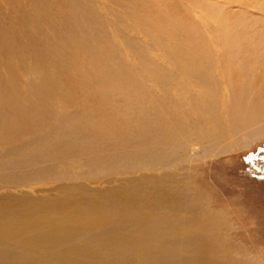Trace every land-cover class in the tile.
<instances>
[{"label":"rangeland","instance_id":"rangeland-1","mask_svg":"<svg viewBox=\"0 0 264 264\" xmlns=\"http://www.w3.org/2000/svg\"><path fill=\"white\" fill-rule=\"evenodd\" d=\"M83 13L89 28L80 21ZM0 26L18 30L21 44L14 55L0 57V116L9 98L21 104L25 117L44 103L19 81L6 96L5 72L16 57L35 55L37 64L53 66L65 60L67 77L88 82L54 91L58 96H52L56 101L45 121L61 119L60 129L32 126L23 137L7 138L0 131V237L14 233L13 242L0 247V264H18L3 258L9 252L18 258L25 221L36 230L40 224L34 223L44 219L81 227L66 243L103 241L106 258L135 255V264L175 263L170 259L180 256V243L167 253L162 228L167 236L171 230L194 232L198 251L183 250L184 263L175 264H264V112L254 113L250 96L235 106L224 81L231 51L264 48V0H0ZM86 39L91 51L82 44ZM102 46L111 54L98 59L92 51ZM19 73L12 79L34 82L42 76ZM176 78L183 80L177 85ZM109 81L113 94L104 88ZM206 89L220 102L212 116L202 112L196 122L187 111L196 113ZM256 91L246 90L253 96ZM97 94L101 111L90 114L92 138H75L71 124L88 115L83 105ZM159 107L178 129L172 138L162 137L156 125ZM246 110L253 121L237 126ZM7 118L15 120L13 111ZM5 122L0 117V127ZM113 127L121 134L105 140L101 131ZM117 229L125 231L116 249ZM132 241L133 254L127 251ZM32 251L30 258L35 252L48 256Z\"/></svg>","mask_w":264,"mask_h":264},{"label":"bare ground","instance_id":"bare-ground-1","mask_svg":"<svg viewBox=\"0 0 264 264\" xmlns=\"http://www.w3.org/2000/svg\"><path fill=\"white\" fill-rule=\"evenodd\" d=\"M87 17L88 16L85 13H83L80 16V21L82 22V24L85 28H89V26H90V21L87 19ZM36 20H37V18H36V15L34 14L32 17V28L37 29L36 24H38V22L34 23V22H36ZM10 30H9V32H8V30L6 32V30L4 31L2 28H0V57L3 59L8 57V56L14 55L15 49H17L18 47L21 46V44H19L17 42V39L20 37V35L18 34V30H16V31H15V29H14V31L13 30L10 31ZM38 30L39 29H37V31ZM74 36L76 37L75 34H74ZM250 41H248L249 42L248 44H250ZM82 44L86 45L87 50H89V51L92 50V44H91L90 40L86 39L83 41ZM33 46H35V45H33ZM247 50L245 49V47L243 49V47L240 46L238 50L231 51L228 54V56H230V57H228V58H230V60L227 59L229 64L226 67V71L230 77L224 81H226V83H227V86H228L229 91L231 93L230 94L231 97H235V106L237 105V103L239 101L241 104V102L244 101L245 99L249 100L250 99L249 96L251 97V100L254 97L252 100V103L254 106V113H256L257 111L262 113V112H264V48L262 49V51L259 49L258 50L253 49L252 51H247ZM62 52L63 51H61V50L58 51V55L60 56V54ZM92 52L95 56L98 57V59H103L107 55L111 54L110 48H108L106 46L95 48ZM20 54H18V55L20 56ZM53 54L57 55V53L55 51H53ZM23 55H21V56H23ZM26 55L23 59H21L22 57L21 58L16 57V59L14 61L9 62L8 69L5 72V74L9 78V83L7 85L9 89H7L5 91V94H6V96L11 97L13 91H16L15 85L18 84V81H19V84L28 88L26 94H30L32 92L37 93L41 97V99L44 101V103L43 104L39 103V105L33 109L31 115L29 117H25L24 110H23L21 104L20 103H12L11 99L9 98L6 101V103L4 104V106L2 107V114L0 116V117L5 116V118H6L5 124L2 127H0V131H4V133H6V138L9 135H14L16 137H23L26 133H29V131H31L32 126H34L36 128L38 125H48V126L53 127L55 129H60V126L62 124L61 119L55 118V119H53V121H50V122H49V120L45 121L46 118H50V112H51V109L53 106V101H56L52 98V96H58L55 94L54 91L57 88H67V87L70 88L71 86H76L77 84H80L81 86H82V84H88L87 81H77L71 77H67V73H68V71L66 69L67 62L65 60H63L61 62L59 61V63L56 64L55 66L51 65L50 63L37 64L35 62V59H36L35 55H30V54H29L30 56L29 55L26 56ZM231 57H233V59ZM27 59L28 60L31 59L32 65L26 64ZM63 59H64V57H63ZM235 59L236 60L239 59V60L236 61ZM18 61L20 63H16ZM48 61H49V58H48ZM0 66H1V64H0ZM26 71H32L35 73H39V74H42V76L37 81H34V82H24V81H21L20 79H12V77L15 76L16 73L19 74V76H20L19 72L24 73ZM106 72H108V71L106 70ZM188 73H189V71H188ZM161 74L165 75V73H163V72ZM164 75L161 78L163 79L164 82H166ZM199 75H201V73H199ZM177 77H179L178 74H177ZM180 79L181 78H176V80H180ZM202 79L204 82L206 81L207 77L205 74L202 75ZM176 80H175V84L178 85L183 79L180 81H176ZM12 82L14 83L13 87L11 85ZM160 85L163 86L162 84H160ZM104 88L108 92V94L114 93L112 90V84L110 81L106 83ZM163 88H167V87L163 86ZM247 89H256L257 91L255 92V95L253 96L252 93L246 92ZM229 91H228V94H229ZM129 92H131V91H129ZM203 93L205 94V96L203 97V99L201 101L200 108L195 111L196 113L194 114V113H191L190 111H187L188 117L195 119L196 122H198L200 120L202 112H206L209 116H212V111L217 108V106L220 102L219 97H216L214 95L215 93L212 92L211 90H207V89L203 90ZM97 95L93 101L86 102L83 105L84 107H88V110H89L88 115H86L85 117L79 118L77 121H76L77 114H76L75 118L72 117V123H74L76 121V124H71L72 126H71L70 135H73L75 138H80V137H87L88 139L92 138V135H93L92 131L94 128V123L92 121L90 114L91 113H97V112L101 111V109H97V107H100L97 104L100 100V96H99V94H97ZM59 99H60V96H59ZM59 99H57V100H59ZM176 100H177V98H176ZM251 100H249V101H251ZM86 101H89L88 98L86 99ZM176 103H179V99H178V101H176ZM12 111H13L14 116H15L14 121H11L10 119L7 118L11 114ZM160 111H161V108L159 107L157 109L156 125L161 127L162 137L172 138L174 136V134L172 132H174V131L177 132L178 129H176L172 124L166 122L165 118L161 115ZM238 111H239V106H238ZM73 113H76V112L73 111ZM259 117H261V116H259ZM246 121H248V122L253 121L252 115L247 110L245 111V114L242 117H237V123L238 124H236V125L238 126L240 123H242V125L243 124L245 125L244 122H246ZM250 124H251V122H250ZM236 129H238V127ZM262 129L263 128L261 127V130ZM102 133H104L102 137L105 140H111L112 136H113V139L117 138L118 137L117 135L121 134V130L118 127H113V129L110 130V133H109V131L108 132L101 131V134ZM253 136H254V134H253ZM118 140L119 139H117V141ZM138 156H140V153ZM131 162L132 161H130V163ZM138 164L142 165L143 160L137 161V164H135V165L134 164L133 165L131 164V165L133 167L138 168V166H139ZM140 168H141V166H140ZM113 215H115V214H113ZM110 216H111V214H110ZM29 222L30 221H25V225L23 226V228L20 227L23 229V230L22 229L21 230L24 233L23 235H25V237L23 236L25 239L21 242L23 244H21L19 242L21 245L16 247L18 249V253H19L18 258L15 259L14 254L12 252H9L8 254H6L7 256L5 255L6 258L4 257L3 260L9 258V259L13 260V263L18 262V264H29L31 262L29 260H32L33 262H35V264H135V261H136L135 255L134 256L133 255H117V256H114L112 258H106L105 255L101 252V248H100V246H101L100 244L103 243V241L96 242L95 240L92 239V241H80V242L78 241V243H66L65 239H67L69 237L73 238L74 235H76L77 232L81 229V227H78L75 225H73V227L71 225L65 226V225H63V223L50 222V221L44 219V220H41L39 222L34 223V224H40V226L38 225L39 227L35 225L36 227H38V229L36 228V230H35V228L32 226L31 227L28 226L30 228L27 227V224ZM128 222H127V224H129ZM111 223H113V222H111ZM30 224H32V222ZM111 227H113V226H111ZM124 227H125V225H124ZM14 228H16V227L13 226V229ZM137 229L139 231V234H144V233L148 232V230L145 228H137ZM21 230H20V233H22ZM12 231H11V234L9 232L8 235H4V236L2 235V237H0V247H4L6 245H9L11 242H13V241H10L11 237L13 236L12 234H14V233H12ZM112 231H114V230H112ZM123 231H125V230H122V231H119L118 229L115 230L116 235H114V237L116 236L115 237L116 243L114 245V248H116V249L119 247L118 241L120 240ZM159 231H160L159 235L161 237H167L166 241L161 242L162 245L163 244L166 245V243L169 244V246H170L169 250L167 247L165 248V251H167V253L173 254L175 252V249L173 248L174 245H176L178 242L180 243V246H181L180 247V256L172 257L170 259V261H175V260L177 261L178 260L179 262H182V261H180L181 257L183 259H185L184 256H182L183 250L190 252L192 250L195 251V249L197 250L199 247L197 245V241L196 242L193 241V239L195 237L194 232H190L189 229L184 230V231L171 230L173 233L170 236L166 235V232L168 230H166L164 228H162ZM7 233L8 232L6 231V234ZM139 242H142V241H139ZM136 243L137 242L132 241L131 246L127 247V251L133 254V250L131 249V247L135 246ZM142 243H143V245H146L144 242H142ZM158 243H160V241H157V244ZM168 244H167V246H168ZM32 250H34V251L46 250L48 253V256L47 257L46 256L41 257V256H38L35 252V257H33L34 254L32 253L33 254L32 255L33 259H32L29 257V255L31 256V254L30 253L27 254V251L31 252ZM105 252L109 253L107 250ZM117 252L118 251H115L112 254H115ZM43 254H45V253H43ZM2 255H3V253L0 254V256H2ZM36 256H38L39 258ZM140 256H141V254L138 255V257H140ZM176 261H175V263H176ZM179 262H177V263L179 264ZM182 263H184V261ZM186 264H187V262H186ZM192 264H193V262H192Z\"/></svg>","mask_w":264,"mask_h":264},{"label":"flooded vegetation","instance_id":"flooded-vegetation-1","mask_svg":"<svg viewBox=\"0 0 264 264\" xmlns=\"http://www.w3.org/2000/svg\"><path fill=\"white\" fill-rule=\"evenodd\" d=\"M259 154L264 155V150H261V152Z\"/></svg>","mask_w":264,"mask_h":264}]
</instances>
